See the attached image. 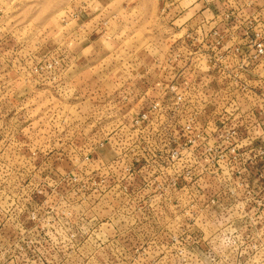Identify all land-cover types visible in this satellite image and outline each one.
I'll return each mask as SVG.
<instances>
[{"label": "clouds", "instance_id": "clouds-1", "mask_svg": "<svg viewBox=\"0 0 264 264\" xmlns=\"http://www.w3.org/2000/svg\"><path fill=\"white\" fill-rule=\"evenodd\" d=\"M250 162L264 0H0V264H264Z\"/></svg>", "mask_w": 264, "mask_h": 264}, {"label": "rangeland", "instance_id": "rangeland-1", "mask_svg": "<svg viewBox=\"0 0 264 264\" xmlns=\"http://www.w3.org/2000/svg\"><path fill=\"white\" fill-rule=\"evenodd\" d=\"M259 168V171L260 172H264V165H257V166H253L252 164H251V162H250V164H249V170L251 171V172H256V168ZM139 179V178H138ZM261 184L262 185H264V180H262L261 181ZM4 233V229H3V226L2 225H0V234H3Z\"/></svg>", "mask_w": 264, "mask_h": 264}]
</instances>
